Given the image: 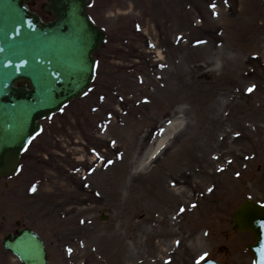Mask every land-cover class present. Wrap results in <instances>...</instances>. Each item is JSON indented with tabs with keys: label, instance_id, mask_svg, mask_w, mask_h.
<instances>
[{
	"label": "rangeland",
	"instance_id": "rangeland-1",
	"mask_svg": "<svg viewBox=\"0 0 264 264\" xmlns=\"http://www.w3.org/2000/svg\"><path fill=\"white\" fill-rule=\"evenodd\" d=\"M90 13L108 34L98 79L0 179V209L79 250L64 257L76 264H253L252 234L231 221L247 197L264 202V0H94Z\"/></svg>",
	"mask_w": 264,
	"mask_h": 264
},
{
	"label": "water",
	"instance_id": "water-1",
	"mask_svg": "<svg viewBox=\"0 0 264 264\" xmlns=\"http://www.w3.org/2000/svg\"><path fill=\"white\" fill-rule=\"evenodd\" d=\"M27 2L0 0V177L18 170L41 119L90 89L92 53L105 37L86 13L89 0H50L47 8L55 20L48 23L30 13ZM233 226L253 231L257 243L249 249L255 264H264V205L247 200ZM36 247L42 250L38 241ZM35 258L46 264L45 255Z\"/></svg>",
	"mask_w": 264,
	"mask_h": 264
},
{
	"label": "flooded vegetation",
	"instance_id": "flooded-vegetation-1",
	"mask_svg": "<svg viewBox=\"0 0 264 264\" xmlns=\"http://www.w3.org/2000/svg\"><path fill=\"white\" fill-rule=\"evenodd\" d=\"M32 8L36 13H39L44 19L48 20L47 18L50 17V14L44 11L43 9V0H33ZM4 218L3 220H5ZM8 220V219H7ZM6 228L5 225L0 226V264H21L20 261L17 260L16 255L4 249L3 241L6 235ZM5 232V233H4ZM46 249L48 253H52L53 247H55V251L59 256H62L64 244H60L55 242L52 238L42 236ZM16 261V263H14Z\"/></svg>",
	"mask_w": 264,
	"mask_h": 264
},
{
	"label": "bare ground",
	"instance_id": "bare-ground-1",
	"mask_svg": "<svg viewBox=\"0 0 264 264\" xmlns=\"http://www.w3.org/2000/svg\"><path fill=\"white\" fill-rule=\"evenodd\" d=\"M180 126V123L172 124L165 132V134L162 136V138L157 142L156 146L150 150L149 152V158L156 156L157 153L162 150L166 144V142L169 140L171 134L173 131H175ZM130 230H132V225L129 226Z\"/></svg>",
	"mask_w": 264,
	"mask_h": 264
}]
</instances>
